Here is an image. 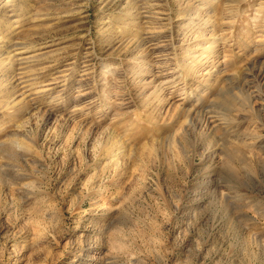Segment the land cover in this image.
I'll return each instance as SVG.
<instances>
[{"label": "rangeland", "instance_id": "obj_1", "mask_svg": "<svg viewBox=\"0 0 264 264\" xmlns=\"http://www.w3.org/2000/svg\"><path fill=\"white\" fill-rule=\"evenodd\" d=\"M0 264H264V0H0Z\"/></svg>", "mask_w": 264, "mask_h": 264}, {"label": "bare ground", "instance_id": "obj_2", "mask_svg": "<svg viewBox=\"0 0 264 264\" xmlns=\"http://www.w3.org/2000/svg\"><path fill=\"white\" fill-rule=\"evenodd\" d=\"M188 23L190 24V22H188ZM188 23H186V25H187V27H190L191 25H189ZM211 48H212V44H208V45L205 44L204 49H205L206 52H209L211 50Z\"/></svg>", "mask_w": 264, "mask_h": 264}]
</instances>
